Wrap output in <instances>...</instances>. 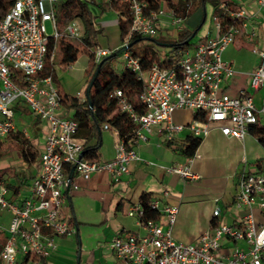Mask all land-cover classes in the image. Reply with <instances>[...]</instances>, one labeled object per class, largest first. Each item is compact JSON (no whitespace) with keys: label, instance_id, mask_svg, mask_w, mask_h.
<instances>
[{"label":"built area","instance_id":"1","mask_svg":"<svg viewBox=\"0 0 264 264\" xmlns=\"http://www.w3.org/2000/svg\"><path fill=\"white\" fill-rule=\"evenodd\" d=\"M62 1L8 0V7L0 9V141L18 131L15 107L20 103L47 124L38 156V173L24 190H10L0 181V214L6 212L10 216L6 229L0 219L1 264H21L25 257L43 261L49 258L56 239L74 231L70 224V192L78 190L79 182L88 181L97 172H107L115 179L128 174L129 164L140 159L139 148L148 143L152 133L159 135V143H170L182 133L202 139L217 129L225 137L243 141L250 127L264 115V95L259 106L253 96L264 89V49L251 50L258 63L248 74L247 88L239 89L234 96L225 91L235 70L222 54L241 28H246L242 21L246 14L242 8L238 12L228 11L224 1L220 8L230 18L240 19L241 24L220 31V24L212 21L214 32L177 51L178 60L172 66H153L142 71L137 58L129 52L122 54L121 66L135 72L143 83L137 106L119 89L112 90L109 96L134 127L123 138L117 129L104 124L102 131L114 134L113 157L106 162L82 159L79 156L86 141L77 137V122L73 118L58 115L61 102L57 87L50 76L43 75L48 43L61 35L57 12ZM124 1L132 18L131 30L139 35L153 37L163 22L172 31L183 28L185 17L168 8L164 1L157 7L146 0ZM176 1L187 7L192 3ZM253 1L258 11H264V0ZM47 22L52 29L50 34L46 31ZM62 31L71 40H78L83 28L78 20H70ZM245 34L247 39L255 37L253 30ZM111 52L97 48L93 52L94 62ZM76 97L84 99L80 93ZM177 110L198 112L201 117L177 124L172 121ZM20 132L26 135L25 130ZM191 162L192 158H188L185 165L170 166L166 171L183 180H195ZM251 167L237 173L233 204L244 210L242 218L233 224L218 221L221 209L215 199L213 223L192 243L172 237L176 206L161 205V198L153 196L149 205L159 214L153 220L143 218L139 203L131 205L126 214L135 219L141 233L122 231L111 239L109 246L117 264H264V162ZM167 195L168 192L163 193V197ZM161 218L165 227L159 221Z\"/></svg>","mask_w":264,"mask_h":264},{"label":"crops","instance_id":"2","mask_svg":"<svg viewBox=\"0 0 264 264\" xmlns=\"http://www.w3.org/2000/svg\"><path fill=\"white\" fill-rule=\"evenodd\" d=\"M236 1L241 4V8L246 14V18L242 20L245 21L246 28H241L234 39L233 45L227 47L222 54V58L232 63L235 70V75L231 79L229 87L225 88V91L231 96H234L239 89L247 88L248 74L258 63L256 55L247 59H241L239 56L243 52L246 54L252 53L253 47L264 49V11H258L253 0ZM104 2L105 0L102 3ZM197 18L194 21L192 18L190 22H196ZM187 20L184 21L182 29L189 28ZM158 29L163 30L167 35L172 32L166 22L161 23ZM247 30H253L255 37L247 39L245 34ZM196 41H193V43ZM119 47H121V43L111 48L99 45V48L110 51ZM230 47H232L231 50ZM86 65L87 62L84 68L80 70L82 72L81 76L78 74L73 77L70 74L65 75L64 71L57 65L54 66L57 78L66 94L76 97L77 93L82 94L84 92ZM262 95H264V89L254 93L256 106L262 103ZM18 113L32 117L35 133L29 134L26 132V135L20 133L30 141L40 154L47 124L34 117L28 108L21 103L15 107V116ZM57 113L65 118L71 116V112L63 106L60 107ZM190 113L191 117L185 122H174L173 115L172 121L177 124L187 123L193 117V113ZM261 116H259V124H262L261 121L264 120V117ZM19 121L22 122L21 119ZM17 122L15 121V124ZM187 136H189L187 133L178 135L173 141L172 147H168L167 143H159L157 133H152L149 136L148 143L139 148L140 159L129 164L128 174L115 179L107 172H97L88 181L79 182V189L71 191L69 197L70 209L75 222L74 231L68 236L56 239L54 251L49 258L43 261V264H117V259L109 246L110 241L117 233L122 231L141 233L135 219L127 216L126 212L131 205L138 203L144 194L159 196L161 205L167 204L177 207L176 220L171 234L173 239L179 242L192 243L200 234L209 229L214 221L213 209L221 201L225 206V210L220 208L221 213L217 218L218 221L228 224L238 222L242 218L244 210L236 208L233 204L237 173L246 169L249 162L252 165L255 161L264 159V148L260 146L262 153L258 149L257 153L255 152L254 148L259 143L250 131L243 141L225 137L217 129L211 130L206 137L201 139L190 165V170L197 176V179L186 181H199L202 176L205 177L208 173L211 162L219 160V167L217 168H219L220 175L218 177L222 185L217 193L219 196H215L210 200L212 206L210 213L207 216L202 215L197 218L194 224H189L187 220L190 211L187 206H182V200L185 195L192 196L194 190L192 187L184 185V183V187L180 190V183L184 180L179 175L166 171L167 167L181 165L176 156H185L179 154L175 148ZM112 157L113 152L107 158H101L100 156L98 161L106 162ZM196 161L199 162L196 164ZM25 164L28 169V176L19 178L16 185L13 184L8 187L10 190H14L13 187L19 186L22 179H27L25 184L27 185L38 173V158L34 163ZM3 180V178L0 179L6 186L7 184ZM229 181L231 182L230 185ZM164 192H168L166 197H163ZM215 199L218 200L216 205L214 204ZM231 205L234 209L228 208ZM159 221L165 227L164 218Z\"/></svg>","mask_w":264,"mask_h":264},{"label":"trees","instance_id":"3","mask_svg":"<svg viewBox=\"0 0 264 264\" xmlns=\"http://www.w3.org/2000/svg\"><path fill=\"white\" fill-rule=\"evenodd\" d=\"M92 1H62L61 7L57 12L61 35L57 40H51L48 43L43 75H48L52 78L58 90L61 106L67 108L71 112V118L77 122V137L84 138L86 141L82 150V159L98 161L100 157L101 131L104 124H107L110 128L117 129L119 135L123 138L134 127L128 116L119 110L116 101L110 98V92L114 89L121 90L127 100L136 107L137 96L142 89L143 83L138 79L136 73L129 68L125 66L116 68L115 62L123 53L119 56L106 55L98 63L94 62L93 52L99 48L98 34L101 29L96 23V18L103 11L100 3L92 5ZM146 1L152 7H157L162 1L166 2L168 8H173L178 15L185 17V20L188 19L186 21L188 24L192 25V22H190L192 17L197 14L199 19L202 17L205 0H196L197 3H191L188 7L186 4L179 3L176 0ZM225 2L228 11L238 12L241 9V4L236 0H226ZM103 4L116 14L121 46L123 44H131L126 52L138 59L142 71H147L153 66L160 68L172 66L178 60L177 51L185 50L193 44L192 39L196 28L191 31L187 30V28L180 31H172L168 35L163 30L158 29L153 37H145L131 30L132 18L129 13L128 3L124 0H105ZM220 4L221 2L215 4L211 13L212 21L220 24V31H224L229 25H240L241 20L230 18L227 15V11L220 8ZM8 5V0H0L1 10L8 7ZM70 20H78L83 28L78 43L85 50L88 57L85 69V89L93 74L97 71L88 96L85 95L84 89V99L82 101L64 92L54 70V66L57 65L62 71H65L79 56V49L75 42L62 31L65 23ZM157 35L163 36V38L157 39ZM204 39L205 37H202L199 40L202 41ZM56 50L58 53L57 63H55ZM52 52H54L53 56H51ZM137 109L140 110L139 107ZM199 116L198 112L193 114L194 118H199ZM249 131L260 146L264 148V125L256 123L250 127ZM23 137L20 131H14L0 141V158L6 153L18 151L25 163H34L39 155L38 150L28 139ZM200 142V138L187 136L175 150L186 158H192ZM172 144L173 142H170L166 145L172 147ZM262 162H264V159L257 160L252 165H259ZM26 182L27 179H22L19 186L13 187L14 190L18 192L20 186L26 184ZM6 186L10 187L8 184ZM152 197V194H144L138 202L143 208L144 219L156 220L159 217L158 212L152 210L149 205ZM70 224L75 225L73 218ZM21 264H43V260L25 257Z\"/></svg>","mask_w":264,"mask_h":264},{"label":"rangeland","instance_id":"4","mask_svg":"<svg viewBox=\"0 0 264 264\" xmlns=\"http://www.w3.org/2000/svg\"><path fill=\"white\" fill-rule=\"evenodd\" d=\"M104 0H93L92 5H97V3H100V7L103 11V13L96 18V23L101 28L98 34V43L102 47H109L117 45L120 43L119 39V31L118 26L116 24L117 16L116 14L110 10L106 5H104L102 2ZM226 0H205L203 4V10H202V17L199 19L197 15L193 18V21L197 18L196 22H192V25H188L189 28L187 30L191 31L192 29L196 28L195 35L192 39V41H196L199 38L207 36L209 33L214 32V26L212 22V8L215 4L218 2H224ZM197 3L196 0L192 1V4ZM58 15V14H57ZM58 17V16H57ZM46 31L48 34L52 32V29L50 27V23H46ZM163 36L157 35V39H162ZM75 44L77 45L79 49V56L76 60V62L68 68V70H65L64 73L70 74L73 76H77L78 74L81 76L82 70L87 62V53L82 48V46L78 43L79 41L73 40ZM231 44L230 46H232ZM232 47L229 49L231 50ZM56 56H55V63H57L58 53L57 50ZM250 56H254L253 53L246 54L245 52L242 53L239 58L241 59H247ZM116 68H119L122 64V55L118 57L116 60ZM84 93V92H83ZM82 93V94H83ZM67 117V116H66ZM68 117H71L70 115ZM174 122H185L191 117V113L188 111L178 110L173 113ZM261 117H264L262 115ZM21 119L22 122L19 121ZM16 127L19 131L25 130L29 134L35 133V127L32 120V117L29 115L18 113L15 116ZM262 124H264V120L261 121ZM41 126H43L41 124ZM24 138V137H23ZM114 147V134L113 131H101V145L99 148V154L101 158H107L111 156L113 152ZM257 149L260 150V153H262V148L260 147V144H257L256 148H254L255 152L257 153ZM176 159L180 162L181 165H185L188 158L182 157V156H176ZM199 161H196V164ZM252 165L250 162L248 165H246L245 170L252 169ZM219 160H215L211 162V165L209 166L208 173H206L205 177H201L199 181L193 182V181H182L180 183V190L186 186L192 187L194 190L192 196L185 195L184 199L182 200V206H187L190 213L188 215L187 222L189 224H194L196 222L197 218H200L202 215L207 216L211 211V203L210 200L215 197L219 196L217 193L220 191L222 182L219 180L218 175H220L219 171ZM24 176H28V169L26 167V164L20 157V153L17 151L15 152H9L4 154L0 158V179H4L5 184L13 185L18 182L19 178H22ZM184 183V185H183ZM231 182L229 181V185ZM26 185H21L20 190L23 191ZM189 188V187H188ZM218 206L222 208V210H225V206L223 202L221 201L218 203ZM228 208L234 209V207L231 205ZM0 219L2 218V225L6 229L9 222V214L6 212H2L0 214ZM2 242V237L0 236V245ZM1 264V263H0Z\"/></svg>","mask_w":264,"mask_h":264},{"label":"water","instance_id":"5","mask_svg":"<svg viewBox=\"0 0 264 264\" xmlns=\"http://www.w3.org/2000/svg\"><path fill=\"white\" fill-rule=\"evenodd\" d=\"M131 44H123L121 47H119L118 49H116L115 51H112L109 56H119L120 54L126 52L128 50V48L130 47ZM96 75H97V71L93 74L91 80L89 81V83L87 84L86 86V89H85V95L88 96L89 94V91H90V88L92 86V83L94 81V79L96 78ZM79 157H82V153L80 154ZM72 172H73V168L70 170L69 172V175H68V178L71 177L72 175Z\"/></svg>","mask_w":264,"mask_h":264}]
</instances>
